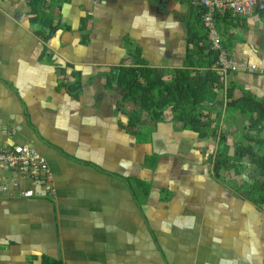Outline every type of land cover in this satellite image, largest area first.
Returning <instances> with one entry per match:
<instances>
[{"label": "crops", "instance_id": "1", "mask_svg": "<svg viewBox=\"0 0 264 264\" xmlns=\"http://www.w3.org/2000/svg\"><path fill=\"white\" fill-rule=\"evenodd\" d=\"M92 1L45 0L54 32L43 42L25 0H0V149L38 152L54 190L43 175L32 186L0 168V264H264V203L253 201L263 177L252 161L264 154V120L250 130L218 95L209 110L221 149L229 162L241 149L255 156L215 173L218 141L201 138L206 128L169 110L158 122L139 115L117 81L138 60L169 82L192 47L188 30L201 31L200 9ZM230 18L219 29L231 59L264 66V13ZM227 84L264 108V74L239 69Z\"/></svg>", "mask_w": 264, "mask_h": 264}, {"label": "trees", "instance_id": "2", "mask_svg": "<svg viewBox=\"0 0 264 264\" xmlns=\"http://www.w3.org/2000/svg\"><path fill=\"white\" fill-rule=\"evenodd\" d=\"M33 14L35 34L46 42L54 28L51 27V18L42 13L45 0H25ZM201 15V10L197 19ZM230 15L216 16L218 26L225 23ZM231 19V18H230ZM201 22V21H200ZM199 22H197L198 24ZM198 26V25H197ZM188 30L187 44L192 46L187 48L185 64L183 68L175 69L169 82L163 80V74L159 69L140 66L137 60L135 66L120 68L116 71L117 81L124 86L123 100L132 103L138 110V114L146 113L155 122L161 120L164 111L169 110L176 121L182 122L186 127L198 132L206 128L201 133V138H211L218 141V150L215 157H212L213 170L219 173L220 170H230L244 156L253 152L251 149H241L233 155V162H229L226 155L227 149L221 147L224 144L223 136L218 133V123L210 118L211 111L207 104L216 105L218 96L215 88L219 84V76L215 70L216 55L208 48L207 33L199 27ZM224 47V44L222 42ZM225 48V47H224ZM226 49V48H225ZM197 51V52H196ZM77 92V90H75ZM231 85H226V108L238 112L248 121V128L254 130L256 125L264 120V108L249 96L234 99ZM204 112H206L204 114ZM250 139L251 137H245ZM258 142V141H257ZM260 142V141H259ZM264 144V142H260ZM263 181L254 187L255 203H264L261 196L264 195V154L262 157H253ZM229 162V164H228ZM227 163V164H226ZM44 264H54L45 262Z\"/></svg>", "mask_w": 264, "mask_h": 264}, {"label": "built area", "instance_id": "3", "mask_svg": "<svg viewBox=\"0 0 264 264\" xmlns=\"http://www.w3.org/2000/svg\"><path fill=\"white\" fill-rule=\"evenodd\" d=\"M190 5L201 10V26L207 33L208 48L216 55L215 70L219 76V86L215 88L216 95H220L222 103L226 105V85L227 76L239 69H243L251 74H264V66L239 67L231 59L229 52L222 45V37L216 16L229 14L230 17L247 18L256 13H264V0H184ZM97 0H93L95 4ZM207 107H214L207 104ZM206 112H204L205 114ZM0 168L10 169L20 176L30 180L32 186L35 185L40 175L43 181L49 183L47 189L50 194L54 193L50 186V174L44 158L34 149L26 146H14L0 149ZM23 198L35 196L32 190H26L20 194Z\"/></svg>", "mask_w": 264, "mask_h": 264}, {"label": "water", "instance_id": "4", "mask_svg": "<svg viewBox=\"0 0 264 264\" xmlns=\"http://www.w3.org/2000/svg\"><path fill=\"white\" fill-rule=\"evenodd\" d=\"M132 62H133V64H134V60L132 59Z\"/></svg>", "mask_w": 264, "mask_h": 264}]
</instances>
